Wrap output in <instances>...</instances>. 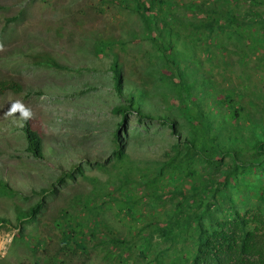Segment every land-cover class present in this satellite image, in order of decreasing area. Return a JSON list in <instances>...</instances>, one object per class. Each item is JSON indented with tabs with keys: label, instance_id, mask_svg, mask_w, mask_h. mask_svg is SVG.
Here are the masks:
<instances>
[{
	"label": "rangeland",
	"instance_id": "obj_1",
	"mask_svg": "<svg viewBox=\"0 0 264 264\" xmlns=\"http://www.w3.org/2000/svg\"><path fill=\"white\" fill-rule=\"evenodd\" d=\"M192 1L202 2L171 0L173 6L169 10L182 21L192 19L191 11L181 7L182 3ZM239 10L247 7L242 5ZM143 26L136 12L118 7L111 0H0V80L13 79L21 88L0 99V179L16 193L12 198L0 197V217L9 220L0 229V264H31L27 244L13 246L15 231L8 229L17 223L16 205L27 207L40 199L44 206L39 220L26 225L31 238L47 237L59 248L61 230L51 222L74 213L87 234V248L93 252L91 264H146L155 257L165 264H190L191 259L185 258L195 251L194 244L185 235L175 242L158 236L151 242L144 241L151 231L150 223L165 226L179 197L167 196L157 201L154 196H138L146 180L142 173L169 161L178 142L184 140L186 130L182 129L180 136L174 135L157 118L141 119L137 112L128 115L129 120L122 125V115L114 113L116 106L128 105L131 94L146 92L145 113L169 115L177 119L179 127L185 124V117L171 103L178 98L176 92L180 87L173 88L175 84L166 76L170 71L166 59L145 39ZM180 28L183 38L175 44L176 59L189 72L188 82L195 81L196 87L201 86L194 87V100L205 111L219 114L220 109L218 118L221 116V108H216V104L210 107L215 93L203 83L204 77L209 76L216 88L230 90L221 94H233L238 105L244 106L253 119L264 118V97H260L264 95V68L257 67L262 62L259 61L262 52H248L249 57L243 63L242 48L227 31L214 35L215 43L208 53L206 44L198 45L191 40L189 27ZM107 39H118L124 44L116 42L106 53L93 47L96 40ZM223 48L228 52H221ZM113 55L119 56L124 76L121 93L113 80ZM35 57H53L71 71L43 67L35 62ZM244 120L240 119L242 142L238 141L234 147L242 149L240 156L247 159L255 157L250 144L254 141L246 143L253 137ZM26 123L42 137L41 159L26 150ZM116 131L132 163L131 176L135 182L128 186L122 167L115 166ZM183 148L182 143L178 149ZM224 161L227 167V163L232 164L227 154ZM69 172H75V180L58 185V179ZM251 173L242 180L264 188V167ZM174 185L168 181L164 191L172 190ZM120 187L138 190L135 200L139 203L134 210L131 197ZM41 190L47 193L40 194ZM232 190L235 207L243 214L247 210H251L250 216L259 212L257 208L262 202L258 190L239 187ZM87 196L91 198L92 207L88 205L92 212L86 209ZM87 226L98 230L95 237ZM110 232L127 242L126 247L114 245L108 238ZM119 252H123L122 262L117 256Z\"/></svg>",
	"mask_w": 264,
	"mask_h": 264
},
{
	"label": "trees",
	"instance_id": "obj_2",
	"mask_svg": "<svg viewBox=\"0 0 264 264\" xmlns=\"http://www.w3.org/2000/svg\"><path fill=\"white\" fill-rule=\"evenodd\" d=\"M111 1L118 7L138 14L144 25L145 39H149L159 56L166 59L170 69L169 75L166 76L171 78L175 84L173 88L177 85L180 87L179 92H176L178 98L172 99L171 103L175 104L179 113L185 117V124L179 127L177 119H172L169 115L155 116L152 113H145L146 92L131 94L128 98V105L116 106L114 109V113L122 115L123 120L120 123L122 125L129 120L128 115L137 112L141 119L154 120L157 118L162 124L168 125L174 135L180 136L182 129L186 130L183 134L184 140L178 142L176 153L168 159L169 161L159 168L146 169V174L142 173L146 180L142 182L143 190L139 192L140 194L137 189L120 187V190L131 197L132 210L139 203L135 200L137 194L140 197L141 195L154 196L157 201H162L167 196H171L172 199L179 197L172 206L165 226L157 227L150 223L151 231L144 241L151 242L158 236L160 239L175 242L176 239L183 238L185 235L186 238L192 239L194 244L195 251L185 258L187 261L191 259L190 264H264V188L242 180L248 177L247 173L250 174L254 169L264 167V118L253 119L244 106L238 105L233 94H221L230 90L216 88L213 78L209 76L204 77L203 83L207 89L210 88L215 93L210 107L213 108L212 104H216V108H221L223 112L218 118L220 109H217L219 114H214V110L205 111L204 107L193 98L196 82H188L186 76L189 72L184 70V65L176 59L177 53L175 52L176 42L183 38V32L179 31L180 27H189L191 40H195L198 45L206 44L205 49L208 53H210V46L215 43L212 40L214 35L228 31V35H234L231 39H236L237 46L242 48L243 63L249 57L248 52L251 54L262 52V56L259 57V61L262 62L257 67L263 69L264 0H202L201 3L194 1L182 3L181 7L193 14L192 19L186 21H182L171 13L169 10L173 6L171 0ZM242 5L246 6L247 10L240 11L239 8ZM116 40H96L93 47L100 53H106L110 47L114 46V43L124 44ZM221 52H228V50L223 48ZM206 56L209 57V55ZM113 57L111 66L113 80H115V88L121 93L124 88V76L119 65V56L113 55ZM34 59L38 65L43 67L71 71L66 66L62 67L53 57H35ZM177 77L180 79H176ZM175 80H177L176 83ZM196 88L200 89L201 86ZM9 91H21L20 85L13 79L0 80V97ZM204 93L211 94L210 92ZM260 97L263 99L264 95ZM180 114H177L176 118H179ZM243 117L245 118L244 126L249 129L248 133H251L253 137H249V142L246 143L254 141L250 144L255 157L251 156L252 158L247 159L241 158L242 149L236 150L234 147L238 141L242 142L239 132L241 131L240 119ZM24 132L27 140L26 150L35 158L41 159L43 157L42 137L32 129L30 123H26ZM114 137L116 142L114 154L118 161L115 166L122 167V175L128 186L135 182L131 176L132 167L130 165L132 163L127 159L128 156L122 148L123 140L117 131ZM182 143L184 148L178 149ZM226 154L232 161L231 165L227 163L228 167L225 166L224 161ZM166 156L168 157V153ZM74 173L63 174L58 179V185L75 180ZM168 181L175 185L172 190L166 192L164 189ZM186 184L190 187L184 188ZM237 187L241 190L242 188L258 190L257 195L262 202V206L257 208L258 213L250 216L251 210L243 214L235 207L234 190H230ZM45 193H47L46 190L40 191V194ZM15 194L7 183L0 179V197L12 198ZM36 194L37 191H34L33 195ZM86 201L88 202L86 209L92 212V208L89 207L91 198L87 196ZM35 203L27 207L16 205L15 221L20 223L19 226L21 223L27 222L28 224L37 221V215L41 213L44 202L40 199ZM98 207L101 208V205L98 204ZM119 210L124 211L121 207ZM217 213L220 216H217ZM64 216L76 223L84 235V229H81L83 226L77 222L78 218L74 213H67ZM94 217L98 219L99 216ZM8 222L9 220L5 217L0 218V229L4 223ZM89 230L95 237L98 230L95 227H89ZM108 238L114 242V245L126 247L127 242L115 238V233L110 232ZM77 246L87 249V244L83 245L84 248L81 244ZM122 254L123 252L117 254L121 262L123 261ZM159 260L160 258L155 257L146 264H165Z\"/></svg>",
	"mask_w": 264,
	"mask_h": 264
},
{
	"label": "clouds",
	"instance_id": "obj_3",
	"mask_svg": "<svg viewBox=\"0 0 264 264\" xmlns=\"http://www.w3.org/2000/svg\"><path fill=\"white\" fill-rule=\"evenodd\" d=\"M12 92L13 91L6 92L0 97V99H2L3 96L7 95L8 93ZM25 122L27 121L25 120ZM40 214L41 213L39 212V214L37 215V221L39 220ZM0 218L4 219V217ZM77 222L79 221L77 220ZM51 223L56 228L61 230L62 235L60 238L59 248L51 243V240L47 237L38 239L34 237L31 238V236L27 235V222L21 223L20 226V223H16L17 225L14 224L13 228L8 229H14L13 231H15V234L11 239V243H15L13 246L17 247L22 245V243L27 244L26 247L31 259V264H84L86 262L91 264L93 252L88 248L85 250V248L83 247V245L85 246V244H87V234L85 230L83 235L76 223H73L70 218L62 215L54 218ZM89 227L90 226H87L88 230ZM81 229H83V227ZM78 244H81L84 249L78 248Z\"/></svg>",
	"mask_w": 264,
	"mask_h": 264
}]
</instances>
